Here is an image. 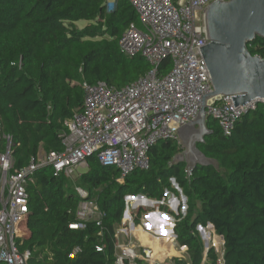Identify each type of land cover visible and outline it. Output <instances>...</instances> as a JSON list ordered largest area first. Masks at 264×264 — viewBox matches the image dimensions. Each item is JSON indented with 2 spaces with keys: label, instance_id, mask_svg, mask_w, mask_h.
I'll return each mask as SVG.
<instances>
[{
  "label": "trees",
  "instance_id": "1",
  "mask_svg": "<svg viewBox=\"0 0 264 264\" xmlns=\"http://www.w3.org/2000/svg\"><path fill=\"white\" fill-rule=\"evenodd\" d=\"M80 20L90 23L78 29ZM131 22L138 23V15L126 0H118L112 12L104 0H0V150L6 151L5 136L10 137L13 171L40 150H63L59 135L66 121L82 110L83 81L121 87L150 71L143 56L129 57L120 48ZM248 48L264 58L263 38ZM171 68V59L165 58L158 73L166 76ZM207 127L211 134L198 148L217 166H196L190 176L187 162L175 161L182 145L168 139L150 148L149 169L134 170L123 179L119 169L103 166L96 155L88 158V169L76 180L55 176L50 166L39 168L28 185L30 214L18 241L21 251H31L30 264H118L116 229L123 225L127 197L141 194L161 202L167 192L179 196L172 180L187 197L186 213L163 203L157 206L175 219L176 241L187 247L189 262L173 257L165 264H264V103L239 119L231 135L210 116ZM76 185L104 213L78 229L70 227L78 222L82 201ZM148 211L145 206L133 209L134 224ZM149 218L162 219L157 213ZM209 224L224 237L222 258L214 246L205 252L199 227ZM137 229L143 243L154 245L148 231ZM164 229L167 254L176 255L173 223ZM76 247L81 251L70 258ZM152 256L164 259L156 250ZM123 262L131 264L127 258Z\"/></svg>",
  "mask_w": 264,
  "mask_h": 264
},
{
  "label": "built area",
  "instance_id": "2",
  "mask_svg": "<svg viewBox=\"0 0 264 264\" xmlns=\"http://www.w3.org/2000/svg\"><path fill=\"white\" fill-rule=\"evenodd\" d=\"M126 1L135 9L139 22H131L123 32L120 48L129 57L143 56L152 68L121 87L83 81V107L66 121L59 135L60 152L40 150L27 165L13 171L11 138L5 136L8 147L5 152L0 150V264H30L31 251H21L18 241L30 214L28 185L35 181L39 168L50 166L55 176L76 180L88 169V158L96 155L103 166L119 169L122 179L134 170H147L150 148L165 139L181 144L179 128L197 117L202 96L213 91L202 47L209 43L206 9L215 0ZM117 2L104 0L107 12L114 11ZM168 57L171 71L161 77L159 65ZM233 96L220 95L208 101L207 113L218 121L225 135H231L247 112L264 103L254 99L235 106ZM1 138L0 126V142ZM186 172L192 174L190 169ZM75 189L82 201L76 212L78 222L70 227L78 229L88 220L99 221L104 213L95 199H88L84 188L76 185ZM126 208L130 209L129 205ZM120 232L116 229L117 248L121 247ZM80 251L76 247L69 257ZM129 254L126 251L118 256L117 263L124 264Z\"/></svg>",
  "mask_w": 264,
  "mask_h": 264
},
{
  "label": "water",
  "instance_id": "3",
  "mask_svg": "<svg viewBox=\"0 0 264 264\" xmlns=\"http://www.w3.org/2000/svg\"><path fill=\"white\" fill-rule=\"evenodd\" d=\"M206 35L209 43L202 47V53L212 77L213 91L202 96L197 117L179 128L183 151L175 158V161H186L187 169L190 170L199 165L217 166L216 160L207 157L198 148V144L204 143L211 134L207 127L209 100L220 98V95H234L235 106L254 99L264 100V59L253 55L248 48V44L257 37L264 39V0L213 1L206 9ZM172 197L175 196L167 192L165 199L170 200ZM183 197L186 201L187 197ZM129 198L139 199L138 205H144L142 199L145 202L162 203L141 194ZM126 218H130L128 208L124 212V220ZM174 225L175 222L173 233ZM209 225L215 230L212 224ZM174 236L176 240L175 233ZM221 239L224 243L223 236H220ZM183 248L187 249L186 246ZM145 253L149 255V251Z\"/></svg>",
  "mask_w": 264,
  "mask_h": 264
},
{
  "label": "rangeland",
  "instance_id": "4",
  "mask_svg": "<svg viewBox=\"0 0 264 264\" xmlns=\"http://www.w3.org/2000/svg\"><path fill=\"white\" fill-rule=\"evenodd\" d=\"M89 23L90 22H88L87 20H80V21L76 22V26L78 29H82ZM78 181H79V179H78ZM172 183H173V186L176 189H178L180 195L175 196L174 198L172 197L170 200H166L163 202H164V204L169 205V207L174 212H176V213L181 212V213L185 214L186 210H187V200L185 201V199L183 197L184 194L176 186V184L174 183L173 180H172ZM135 199H137V198H135ZM142 201L145 202V200H142ZM127 205H129V207H130V209H129L130 214L132 213V210L134 208L141 206V205H138L136 203L134 204L133 199H131L129 197L127 198ZM143 206H146L147 208H149L150 211H148L146 214L143 215L142 223L147 219V217L150 215V213L161 211L159 209V207L157 205H155L154 201L145 202V204ZM178 206H179V208H178ZM161 212L158 214L160 217H162V219H163V221H165V223H169V222L174 223L175 222V219L172 218L171 215L166 214L163 211H161ZM125 221H127V222H129V224H131L132 229H135L138 227V226H135L134 223L132 222V217L126 218ZM117 229L121 230L119 227ZM146 231H147V229H146ZM148 232L151 234V236H153L154 240L157 239L156 242H159V245L164 246L163 248L161 247V249L155 248L156 252L159 251V252H161L162 255H164V259H158V258L153 257L152 256L153 249H151L153 247L148 246V245H144V246L138 245V243L135 242L133 238L130 239L128 237L125 230H121L120 234L118 235L119 245H121V247L117 248V255L118 256L125 255L127 250H131L134 254V255L129 254V256H128V259L131 261V264H136V262H135L136 259H140L146 264H165V262L171 261V259L173 257H179V258H182V259L187 260L189 262V256L187 254V249L180 246L176 240H174V242L172 244L176 248L177 254L176 255H169V254H167V250H166L169 242L165 241L166 239H165L164 234H162L161 232H158L157 234H155L154 232H150V231H148ZM199 232H200V236H201V238L205 244L206 249L214 246L216 248L217 252L220 254V257L222 258L223 253H224V243H223L222 239L220 240V235H218L216 233V231L213 229V227L211 225H208L206 227L200 226ZM144 250L149 251V255H147L144 252Z\"/></svg>",
  "mask_w": 264,
  "mask_h": 264
},
{
  "label": "crops",
  "instance_id": "5",
  "mask_svg": "<svg viewBox=\"0 0 264 264\" xmlns=\"http://www.w3.org/2000/svg\"><path fill=\"white\" fill-rule=\"evenodd\" d=\"M134 200V199H133ZM143 200V199H142ZM143 204H145V202L143 203ZM147 204V203H146ZM155 205H158V204H155ZM141 206H143V205H141ZM146 207V206H145ZM159 215V214H158ZM143 217V216H142ZM162 218V217H161ZM133 221V220H132ZM151 222H153L150 218H149V216L147 217V219L142 223V218H141V223L139 224V225H136V224H134L135 226H138V227H142V228H146L147 229V231H150V232H154L155 234L157 233V232H161L162 234H163V229H164V227H166V223H165V221H163V219H161V221H159V222H153L154 224H152ZM134 223V222H133ZM137 227V228H138ZM154 229H153V228ZM121 230H125L126 231V233H127V235H128V237L131 239V238H133L134 239V241L135 242H137L138 243V245H140V246H144V245H148V244H145V243H143V241L139 238V236H138V229L137 228H135V229H132V226H131V224H129V222H127V221H125L124 219H123V225L122 226H120L119 227ZM158 228H160V229H158ZM161 228H163V229H161ZM145 229V230H146ZM156 229V230H155ZM158 229V230H157ZM157 231V232H156ZM164 231H165V229H164ZM167 234H169V233H167ZM157 241V239H155L154 241H152L153 243H154V245H148V246H151V247H153V248H151V249H153V250H156L155 248H160L161 249V245H159V242H156ZM136 243V244H137ZM146 250H144V252H145Z\"/></svg>",
  "mask_w": 264,
  "mask_h": 264
},
{
  "label": "bare ground",
  "instance_id": "6",
  "mask_svg": "<svg viewBox=\"0 0 264 264\" xmlns=\"http://www.w3.org/2000/svg\"><path fill=\"white\" fill-rule=\"evenodd\" d=\"M253 55H254V54H253ZM127 252L130 253V254H133V252H132L131 250H127Z\"/></svg>",
  "mask_w": 264,
  "mask_h": 264
}]
</instances>
